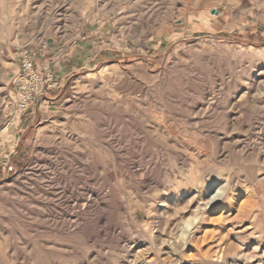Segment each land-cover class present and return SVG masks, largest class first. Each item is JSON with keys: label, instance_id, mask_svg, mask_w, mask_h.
<instances>
[{"label": "rangeland", "instance_id": "1", "mask_svg": "<svg viewBox=\"0 0 264 264\" xmlns=\"http://www.w3.org/2000/svg\"><path fill=\"white\" fill-rule=\"evenodd\" d=\"M261 34L264 0H0V264H264ZM83 43L18 116L20 51Z\"/></svg>", "mask_w": 264, "mask_h": 264}, {"label": "crops", "instance_id": "2", "mask_svg": "<svg viewBox=\"0 0 264 264\" xmlns=\"http://www.w3.org/2000/svg\"><path fill=\"white\" fill-rule=\"evenodd\" d=\"M249 34L252 35L254 32ZM261 36L264 35L261 34ZM84 44L85 43H83V45L78 44L73 46L67 54L57 51L56 53L49 54L47 52H42L38 57L35 54L32 55L37 72L41 75L46 72H51L55 79L62 83L71 72L75 71L76 68L81 70L90 67H97L98 65H102L113 55V53L101 49L98 51H92L89 49L88 45ZM40 58H42V60H40ZM60 86H62V84ZM61 93L62 91L58 92L59 95ZM27 124L26 120H21L20 118H17L15 121V132L13 133V139L11 140V146L13 148H18L20 145V139L26 138L28 134V132H26ZM19 134H22L21 138ZM24 141H26V139L23 140V142Z\"/></svg>", "mask_w": 264, "mask_h": 264}, {"label": "built area", "instance_id": "3", "mask_svg": "<svg viewBox=\"0 0 264 264\" xmlns=\"http://www.w3.org/2000/svg\"><path fill=\"white\" fill-rule=\"evenodd\" d=\"M19 63L20 69L16 80L18 88L14 101V111L18 116L24 114L32 104L46 98L57 86L52 73L46 72L41 75L37 72L29 51H20Z\"/></svg>", "mask_w": 264, "mask_h": 264}, {"label": "bare ground", "instance_id": "4", "mask_svg": "<svg viewBox=\"0 0 264 264\" xmlns=\"http://www.w3.org/2000/svg\"><path fill=\"white\" fill-rule=\"evenodd\" d=\"M82 198V197H81ZM85 198V197H84ZM89 198V197H88ZM93 200V199H92ZM96 200V199H95ZM74 205V204H73ZM84 206H85V204L82 206L81 205V208L83 209L84 208ZM105 206V205H104ZM99 208V207H98ZM65 211V210H64ZM61 213V212H60ZM68 213V212H67ZM82 214V213H81ZM80 214V215H81ZM77 215H78V213H77ZM71 216V214L70 215H68V217H70ZM98 222V221H97ZM87 223V222H86ZM89 225V224H88ZM99 225V224H98ZM82 227V226H81ZM76 228V227H75ZM74 229V228H73ZM72 230V229H71ZM77 232V231H76ZM74 233V232H73ZM258 257V256H257ZM259 258V257H258ZM256 259V258H255ZM259 262V261H258ZM147 263V262H146Z\"/></svg>", "mask_w": 264, "mask_h": 264}, {"label": "water", "instance_id": "5", "mask_svg": "<svg viewBox=\"0 0 264 264\" xmlns=\"http://www.w3.org/2000/svg\"><path fill=\"white\" fill-rule=\"evenodd\" d=\"M213 14H217V13H215V11H214Z\"/></svg>", "mask_w": 264, "mask_h": 264}]
</instances>
